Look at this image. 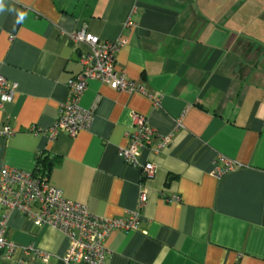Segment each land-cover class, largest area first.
Here are the masks:
<instances>
[{
  "label": "crops",
  "instance_id": "obj_1",
  "mask_svg": "<svg viewBox=\"0 0 264 264\" xmlns=\"http://www.w3.org/2000/svg\"><path fill=\"white\" fill-rule=\"evenodd\" d=\"M80 29L124 38L115 69L159 96L160 107L89 80L80 105L95 107L90 129L54 139L30 132L54 122L67 80L81 70L84 47L69 38ZM0 75L17 84L0 105V131L13 129L0 135V169L38 172L47 157L49 183L97 217L136 207L140 169L117 153L132 115L172 134L158 153L139 148L140 164L156 165L143 181L147 201L135 230L110 232L104 264H264V0H2ZM219 154L240 166L217 179ZM160 192L180 201L166 203ZM5 236L51 253L22 264H63L67 237L17 210Z\"/></svg>",
  "mask_w": 264,
  "mask_h": 264
},
{
  "label": "built area",
  "instance_id": "obj_2",
  "mask_svg": "<svg viewBox=\"0 0 264 264\" xmlns=\"http://www.w3.org/2000/svg\"><path fill=\"white\" fill-rule=\"evenodd\" d=\"M128 17L124 27L131 26ZM75 45H82L79 63L81 70L66 82L65 99L59 104L54 122L42 129L30 126L33 133L45 132L51 139L58 134L65 133L74 137L81 130L90 129L95 115V107L83 108L80 100L89 80H98L113 89L126 92H138L146 96L154 108L160 107L161 98L148 92L141 84L126 77L125 72L115 69V54L125 39L117 37L114 40H100L84 29L69 34ZM17 84L0 75V105L12 100ZM176 120L175 129L181 127ZM13 133V129L6 125L1 136ZM127 144L117 151L118 156L127 164L140 169V183L136 207L124 215L111 218H100L92 214L86 205L69 200L62 195L57 187L52 186L47 174H36L14 167L0 169V207L4 212L0 221V261H13L22 264L24 258L32 255L45 263L51 253L39 249L34 244L19 245L5 236L6 219L9 211L17 210L31 222L40 227H52L64 234L68 239V246L62 257L63 264H104L107 250L105 241L110 232L115 229L123 231L135 230L140 222L141 210L147 201V187L143 181L150 179L156 165L152 162L140 164L138 160L139 148L152 146L151 150L158 153L165 148L172 139V134L159 135L148 125L145 116L132 115V131L127 134ZM239 163L223 155H218L214 161L212 175L220 179L224 174L236 169ZM160 199L166 203L180 201L178 194L164 195L159 193ZM19 254L20 257L16 258Z\"/></svg>",
  "mask_w": 264,
  "mask_h": 264
},
{
  "label": "trees",
  "instance_id": "obj_3",
  "mask_svg": "<svg viewBox=\"0 0 264 264\" xmlns=\"http://www.w3.org/2000/svg\"><path fill=\"white\" fill-rule=\"evenodd\" d=\"M38 172H34L36 174H43L46 173L48 174V167H49V163L47 162V157L40 159V157L38 158ZM1 264H9L8 262H1Z\"/></svg>",
  "mask_w": 264,
  "mask_h": 264
},
{
  "label": "clouds",
  "instance_id": "obj_4",
  "mask_svg": "<svg viewBox=\"0 0 264 264\" xmlns=\"http://www.w3.org/2000/svg\"><path fill=\"white\" fill-rule=\"evenodd\" d=\"M0 4H2V0H0ZM23 13H20V16L23 17Z\"/></svg>",
  "mask_w": 264,
  "mask_h": 264
}]
</instances>
